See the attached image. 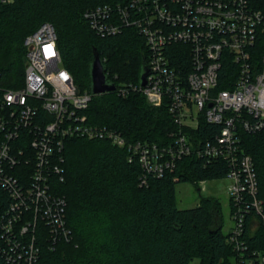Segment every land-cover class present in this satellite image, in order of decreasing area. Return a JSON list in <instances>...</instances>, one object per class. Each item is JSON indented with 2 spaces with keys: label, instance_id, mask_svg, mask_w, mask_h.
<instances>
[{
  "label": "built area",
  "instance_id": "built-area-1",
  "mask_svg": "<svg viewBox=\"0 0 264 264\" xmlns=\"http://www.w3.org/2000/svg\"><path fill=\"white\" fill-rule=\"evenodd\" d=\"M84 18L101 37L135 29L145 39L146 86L112 82L115 92L142 93L151 106L166 107L179 131L163 146L129 143L121 132L91 124L86 112L97 95L80 91L63 65L55 27L42 24L24 40L23 87H3L0 73V262L41 264L45 231L51 248L71 241L67 200L55 193L54 181L64 182L65 142L76 138L128 148L129 161L142 168V186L174 174L192 155L206 165L224 163L236 264H264L261 252L246 256L248 220L253 229L264 223V207L240 135L264 130V0H129L96 7ZM203 120L221 129L196 144L186 130L198 131ZM206 182H199L201 191Z\"/></svg>",
  "mask_w": 264,
  "mask_h": 264
},
{
  "label": "trees",
  "instance_id": "trees-1",
  "mask_svg": "<svg viewBox=\"0 0 264 264\" xmlns=\"http://www.w3.org/2000/svg\"><path fill=\"white\" fill-rule=\"evenodd\" d=\"M129 0H13L0 5L1 85L20 89L24 85L26 50L24 40L44 23L58 35V50L64 67L81 92H91V65L97 51L110 82L139 84L148 51L145 39L135 30L101 37L84 14L103 5ZM86 114L90 123L121 132L129 143L138 141L169 145L179 131L166 107L151 106L142 93L120 96L97 95ZM221 127L202 121L198 131L186 130L197 143L211 139ZM242 148L252 156L264 207V130L240 133ZM64 182L55 179V193L67 200L71 241L54 248L45 231L41 264H236L239 255L223 233L222 206L218 199L201 198L191 209L177 203L178 183L225 179L228 166L206 165L197 155L184 158L174 174L151 178L141 185L138 162L129 161L128 148L109 141L68 139L63 152ZM200 191V189H199ZM231 203V213L233 203ZM6 204L4 205V207ZM248 220L245 241L247 257L264 254V223L256 229ZM97 229V232H94ZM45 230V229H44ZM0 264H6L0 262Z\"/></svg>",
  "mask_w": 264,
  "mask_h": 264
},
{
  "label": "rangeland",
  "instance_id": "rangeland-1",
  "mask_svg": "<svg viewBox=\"0 0 264 264\" xmlns=\"http://www.w3.org/2000/svg\"><path fill=\"white\" fill-rule=\"evenodd\" d=\"M230 179L225 178L221 180H213L206 182V190L201 191V186L197 187L192 182L178 183L176 188L177 203L180 209L195 208L200 204L201 198H216L220 201L222 206V215L224 221L223 233L229 234L234 226L231 213L230 196L228 194V188L230 186ZM200 189V191H199ZM256 226L258 223L256 221ZM97 232V229H94ZM193 264H200L199 260H195Z\"/></svg>",
  "mask_w": 264,
  "mask_h": 264
},
{
  "label": "water",
  "instance_id": "water-1",
  "mask_svg": "<svg viewBox=\"0 0 264 264\" xmlns=\"http://www.w3.org/2000/svg\"><path fill=\"white\" fill-rule=\"evenodd\" d=\"M149 74L148 67L144 66L140 80L142 86H146ZM91 81V92L94 95L112 93L116 90V84L108 80L106 65L97 51L94 53V60L91 65Z\"/></svg>",
  "mask_w": 264,
  "mask_h": 264
}]
</instances>
